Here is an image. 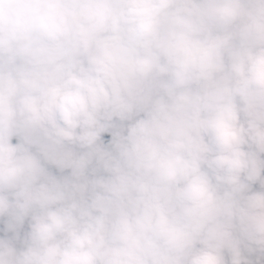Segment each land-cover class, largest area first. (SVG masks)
<instances>
[{
	"label": "clouds",
	"instance_id": "9594fccd",
	"mask_svg": "<svg viewBox=\"0 0 264 264\" xmlns=\"http://www.w3.org/2000/svg\"><path fill=\"white\" fill-rule=\"evenodd\" d=\"M0 264H264V0H0Z\"/></svg>",
	"mask_w": 264,
	"mask_h": 264
}]
</instances>
